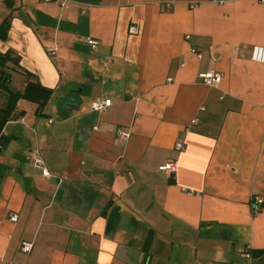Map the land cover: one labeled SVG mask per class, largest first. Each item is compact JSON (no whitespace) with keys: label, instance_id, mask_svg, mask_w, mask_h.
<instances>
[{"label":"crops","instance_id":"1","mask_svg":"<svg viewBox=\"0 0 264 264\" xmlns=\"http://www.w3.org/2000/svg\"><path fill=\"white\" fill-rule=\"evenodd\" d=\"M65 1L0 0L11 87L52 89L2 131L0 264H264V2Z\"/></svg>","mask_w":264,"mask_h":264},{"label":"trees","instance_id":"2","mask_svg":"<svg viewBox=\"0 0 264 264\" xmlns=\"http://www.w3.org/2000/svg\"><path fill=\"white\" fill-rule=\"evenodd\" d=\"M13 62L17 63V58ZM51 96L52 89L40 85L28 75H25V83L21 90L13 89L11 73L4 67H0V150L9 142V139L2 134L3 128L8 122L24 114L22 111H17V104L21 101L32 104L35 106L34 114L42 116Z\"/></svg>","mask_w":264,"mask_h":264},{"label":"built area","instance_id":"3","mask_svg":"<svg viewBox=\"0 0 264 264\" xmlns=\"http://www.w3.org/2000/svg\"><path fill=\"white\" fill-rule=\"evenodd\" d=\"M43 2H59L60 5L62 7H67V2L65 0H41ZM225 0H211L212 3L214 4H223ZM262 3L264 2V0H260ZM129 33L130 34H134L135 33V28L134 27H130L129 28ZM189 37L186 36L185 40H188ZM84 43L88 46H90L91 48L95 47V44L92 40L90 39H86L84 40ZM191 54H194L195 56L199 57V54H197V52L194 49L190 50ZM250 60L252 62L255 63H259V64H264V48H260V47H254L251 50V54H250ZM201 81L204 85L208 86V87H212L214 85H216L219 82L220 79V74L216 73V72H206L204 74H202L201 76ZM111 106V101L109 99H99L96 98L94 99L91 104H90V110L93 112H104L106 111L109 107ZM52 121H49V123H51ZM96 130V128L94 129ZM129 137V133L124 131V130H116V138L119 141H124ZM183 148V144L181 143H176L175 144V150L176 151H182ZM34 165L36 167H41L42 166V162L41 160H35L34 161ZM175 167H176V163L175 161H171L168 162L166 164H164L163 166H161L159 169L160 171L166 173L168 176L173 174L175 171ZM41 173L43 176H48L47 172L45 169H41ZM263 203V200L260 198H257L255 200H253V202L251 203V208L253 210V212L255 214L258 213V209L259 206ZM9 220L11 222H15L16 220V215H11V217L9 218ZM20 252L23 254H29L32 250V243L31 242H27L24 241L21 243L20 248H19ZM240 257L243 259H250V256L248 254L247 251L241 252Z\"/></svg>","mask_w":264,"mask_h":264},{"label":"rangeland","instance_id":"4","mask_svg":"<svg viewBox=\"0 0 264 264\" xmlns=\"http://www.w3.org/2000/svg\"><path fill=\"white\" fill-rule=\"evenodd\" d=\"M17 86H18V84L14 82V86L13 87H17ZM24 104L26 106H28V108L32 107V105L28 104L27 102H24Z\"/></svg>","mask_w":264,"mask_h":264}]
</instances>
